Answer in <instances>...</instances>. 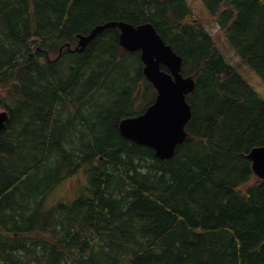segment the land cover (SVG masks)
<instances>
[{
	"label": "trees",
	"instance_id": "16d2710c",
	"mask_svg": "<svg viewBox=\"0 0 264 264\" xmlns=\"http://www.w3.org/2000/svg\"><path fill=\"white\" fill-rule=\"evenodd\" d=\"M201 2L236 64L187 0H0V264H264V180L246 156L264 99L240 73L264 82V0ZM108 20L153 24L195 79L170 159L119 132L156 92L118 28L65 47ZM72 173L79 194L43 209Z\"/></svg>",
	"mask_w": 264,
	"mask_h": 264
},
{
	"label": "water",
	"instance_id": "95a60500",
	"mask_svg": "<svg viewBox=\"0 0 264 264\" xmlns=\"http://www.w3.org/2000/svg\"><path fill=\"white\" fill-rule=\"evenodd\" d=\"M108 27L119 29L118 41L124 50H139L143 73L156 89L154 100L141 113L119 121V132L128 140L151 147L157 158L170 159L176 146L187 137L185 126L191 118V107L186 96L194 91L195 80L191 75H183L182 56L163 40L150 22L133 24L108 20L96 24L87 34H78L77 46L72 49L67 44V49L81 50ZM8 116L6 110H0V129ZM247 157L252 162L253 172L264 179V144L253 147Z\"/></svg>",
	"mask_w": 264,
	"mask_h": 264
},
{
	"label": "rangeland",
	"instance_id": "374dc122",
	"mask_svg": "<svg viewBox=\"0 0 264 264\" xmlns=\"http://www.w3.org/2000/svg\"><path fill=\"white\" fill-rule=\"evenodd\" d=\"M187 3L192 9L194 15L193 19H195L196 22L200 21L206 31L211 34L225 59L236 64L238 58L233 48L227 43L224 32L217 26L214 17L207 11L201 0H187ZM240 73L264 99V82L259 79L256 73L248 66H246V69L242 67ZM145 102V100L140 101L137 108L139 110L142 109ZM84 182L85 179L80 177L77 173L68 174V177L59 182L48 194L44 201V206H42L43 209L50 208L59 202L71 201L79 194Z\"/></svg>",
	"mask_w": 264,
	"mask_h": 264
},
{
	"label": "bare ground",
	"instance_id": "6f19581e",
	"mask_svg": "<svg viewBox=\"0 0 264 264\" xmlns=\"http://www.w3.org/2000/svg\"><path fill=\"white\" fill-rule=\"evenodd\" d=\"M156 264H160V263H156Z\"/></svg>",
	"mask_w": 264,
	"mask_h": 264
}]
</instances>
